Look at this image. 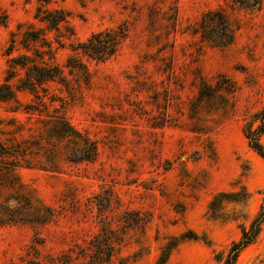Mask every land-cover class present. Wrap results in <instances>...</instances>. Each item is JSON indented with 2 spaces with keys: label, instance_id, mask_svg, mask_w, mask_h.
<instances>
[{
  "label": "rangeland",
  "instance_id": "1",
  "mask_svg": "<svg viewBox=\"0 0 264 264\" xmlns=\"http://www.w3.org/2000/svg\"><path fill=\"white\" fill-rule=\"evenodd\" d=\"M40 5L67 14L45 34L65 84L0 102V137L42 147L30 167L0 171V264H155L172 238L164 264H220L215 252L264 200V159L243 135L263 104L264 0H0V84L10 34L43 28ZM119 24L127 35L113 56L77 48ZM223 24L231 41L219 46ZM56 117L79 138L53 133ZM80 139L95 146L90 162ZM242 189L245 201L231 200ZM236 264H264V224Z\"/></svg>",
  "mask_w": 264,
  "mask_h": 264
},
{
  "label": "trees",
  "instance_id": "2",
  "mask_svg": "<svg viewBox=\"0 0 264 264\" xmlns=\"http://www.w3.org/2000/svg\"><path fill=\"white\" fill-rule=\"evenodd\" d=\"M48 2V1H47ZM40 5L36 8L34 20L44 25L43 28L35 29L33 26H28L26 30L21 31V25L17 27V32L10 34L9 45L6 48V54L9 57L8 70L0 84V102L15 100L17 92H28L36 100H40V95L37 89H42V85L48 82H58L65 84L62 71L58 65L53 62V50L51 43L46 39V31L58 30L61 23H66L67 14L62 9H42ZM8 23L7 14L0 11V26H5ZM222 38L226 39L219 46H226L231 41L229 29L227 25L220 26ZM127 35V28L123 24H119L113 28H107L101 31L92 33L90 37L83 43L78 44L77 48L81 50L87 58L94 61H103L115 54L122 40ZM202 38L203 35H201ZM223 39V40H224ZM20 50L17 56H12V53ZM31 55H28V54ZM69 62V61H68ZM74 69L72 65H67ZM81 68L82 67L81 65ZM18 70L23 71V78L18 79L17 83L10 81L19 75ZM83 70V69H81ZM263 104L259 111L253 116L251 124L243 129V135L246 139L248 147L256 152L264 159V146L260 142V137L264 135V86L262 90ZM41 102V101H39ZM31 106V105H30ZM51 131L59 136H74L79 138L76 133L63 117L53 119ZM255 122V128H252V123ZM0 134H3L2 132ZM82 143H75L76 151H80L81 160L90 162L96 155V149L93 143L86 139H80ZM42 147L36 142L29 139H17L15 137H0V171L5 169L4 176L7 178L9 172L15 167H30V156L35 155V150ZM7 181V180H5ZM9 186L11 183H7ZM264 194V191H263ZM226 195L219 194L209 204L208 209L213 213L219 210ZM231 200L235 202L245 201L247 194L242 189L239 193H233ZM21 198H24L21 196ZM25 207L31 208L29 202L24 199ZM264 224V200L259 207V211L254 215L247 226H241L240 237L232 241L226 251L215 252V260L220 264H236L240 253L248 246L255 243L257 240L262 225ZM181 236V240L197 239L196 235ZM178 240L172 238L166 245L163 246L161 255L156 260L155 264H164L169 252L176 247Z\"/></svg>",
  "mask_w": 264,
  "mask_h": 264
}]
</instances>
